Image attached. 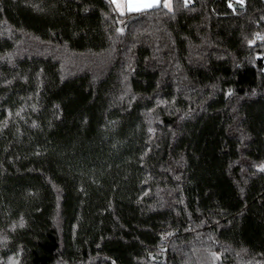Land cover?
I'll use <instances>...</instances> for the list:
<instances>
[{
	"label": "trees",
	"instance_id": "16d2710c",
	"mask_svg": "<svg viewBox=\"0 0 264 264\" xmlns=\"http://www.w3.org/2000/svg\"><path fill=\"white\" fill-rule=\"evenodd\" d=\"M0 0V264H264V0Z\"/></svg>",
	"mask_w": 264,
	"mask_h": 264
},
{
	"label": "snow or ice",
	"instance_id": "6c2138e0",
	"mask_svg": "<svg viewBox=\"0 0 264 264\" xmlns=\"http://www.w3.org/2000/svg\"><path fill=\"white\" fill-rule=\"evenodd\" d=\"M237 2L243 3V0H237ZM187 3H188V0H185V4ZM158 4H159V0H152L151 3H145V4H138V3H135L134 0H129L128 8L129 10H132V11H141V10H144L145 8L156 7L158 6ZM229 6L231 7V5ZM164 7L168 8L169 11L172 10L170 0H166V2L164 3ZM257 38L260 39L259 36ZM259 170L264 171V165L259 166Z\"/></svg>",
	"mask_w": 264,
	"mask_h": 264
},
{
	"label": "crops",
	"instance_id": "0c3cea01",
	"mask_svg": "<svg viewBox=\"0 0 264 264\" xmlns=\"http://www.w3.org/2000/svg\"><path fill=\"white\" fill-rule=\"evenodd\" d=\"M112 2L114 4L116 10L122 15L127 14V13H138V12H140V11L129 10V8H128L129 0H115V2H114V0H112ZM134 2L138 3V4H145V3H151L152 0H134ZM162 2L165 3L166 0H159V4H161ZM146 9H150V8H145L144 10H146ZM141 11H143V10H141Z\"/></svg>",
	"mask_w": 264,
	"mask_h": 264
},
{
	"label": "built area",
	"instance_id": "2783aa9c",
	"mask_svg": "<svg viewBox=\"0 0 264 264\" xmlns=\"http://www.w3.org/2000/svg\"><path fill=\"white\" fill-rule=\"evenodd\" d=\"M233 3H237V4H245V0H243V3H239L237 2V0H229L228 4L231 5V7L233 8L232 4ZM260 37V39H258L257 37ZM254 44H260V43H264V30L259 32L256 36H255V40L253 42Z\"/></svg>",
	"mask_w": 264,
	"mask_h": 264
},
{
	"label": "water",
	"instance_id": "95a60500",
	"mask_svg": "<svg viewBox=\"0 0 264 264\" xmlns=\"http://www.w3.org/2000/svg\"><path fill=\"white\" fill-rule=\"evenodd\" d=\"M232 6H233V8H239V9L245 8V6L243 4H237V3H233Z\"/></svg>",
	"mask_w": 264,
	"mask_h": 264
},
{
	"label": "rangeland",
	"instance_id": "374dc122",
	"mask_svg": "<svg viewBox=\"0 0 264 264\" xmlns=\"http://www.w3.org/2000/svg\"><path fill=\"white\" fill-rule=\"evenodd\" d=\"M170 2H171V0H170Z\"/></svg>",
	"mask_w": 264,
	"mask_h": 264
}]
</instances>
